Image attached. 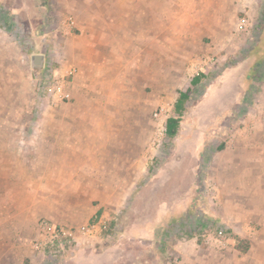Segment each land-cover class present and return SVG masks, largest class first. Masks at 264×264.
Returning <instances> with one entry per match:
<instances>
[{
  "label": "rangeland",
  "instance_id": "1",
  "mask_svg": "<svg viewBox=\"0 0 264 264\" xmlns=\"http://www.w3.org/2000/svg\"><path fill=\"white\" fill-rule=\"evenodd\" d=\"M207 1L187 0L181 12L172 13L169 53L151 39L141 45L148 52L138 60L132 51L125 58L114 46L85 38L87 29L75 27V18L87 25L90 14L76 12L72 0H0V72L13 70V107L29 108L26 147L62 148L73 131L89 146L106 136L93 148H117V139H124L122 157L92 158L95 165L103 163L95 168L107 170L92 177L107 175L109 188H78L71 199L75 220L68 223L108 212L107 244L129 242L134 248L126 264H264V138L251 141L244 131L254 114L262 113L264 123V0ZM182 32L186 42L178 44ZM78 45L88 49L83 66L77 63ZM34 54L46 55L41 70L32 67ZM121 66L123 78L117 77ZM200 72L213 78L200 86L179 135L166 141V121L179 93ZM48 78L63 82L71 99L45 96L40 84ZM45 119L52 124L44 125ZM35 175L28 181L36 183ZM196 211L232 234L219 235L213 226L194 237L188 228L176 232ZM42 219L48 218L32 222V248ZM126 235L132 238L126 241ZM72 250H60L56 264H67Z\"/></svg>",
  "mask_w": 264,
  "mask_h": 264
},
{
  "label": "crops",
  "instance_id": "2",
  "mask_svg": "<svg viewBox=\"0 0 264 264\" xmlns=\"http://www.w3.org/2000/svg\"><path fill=\"white\" fill-rule=\"evenodd\" d=\"M186 1L72 0V5L74 3L76 12L90 14L87 18L90 22L87 25L81 17L75 18V27L87 29L85 38H90L96 45H112L116 53L125 58L132 51L134 55L136 54L135 59L139 60L141 52H148V50L143 51V48H140L141 45L148 44L151 39H154L153 42L151 41L152 44L154 43L162 54L166 55L170 52L167 46H172L173 37L167 30L170 28L172 13L181 12L182 5L186 4ZM207 3L210 6L213 3L221 5L223 0H216V2L208 0ZM96 15L100 16V21ZM183 36L182 32L176 38L178 44H183ZM145 39L149 40L145 41ZM100 49L105 53L108 51V48ZM87 50L83 45L77 46L78 65H85L83 59ZM162 54L159 57H165ZM131 65L134 66L133 71L139 72L138 63ZM124 68L121 66L117 70V73H120V75L116 73L117 77L125 76ZM12 72V69L0 72L2 77L0 80V264H51L48 260L43 261L42 259L46 258L32 248L30 241L34 239L37 232V226L32 227V222L37 221L38 218H48L57 223L61 222L60 224L70 225L68 221L75 220L73 200L78 188L92 189L97 186L109 188L107 175L92 177L94 172L107 173V170L102 169L101 166L100 169L95 168L103 163L95 165L92 158L122 157L126 153V148H124L123 138L117 139V148H93L96 142L106 141V136H97L93 139L95 142L90 141L93 144L89 146L88 142L81 140V133L75 134L76 131L72 130L73 136L69 135L68 142L62 148L28 149L26 141L30 122L29 108L21 106L17 109L12 105L13 85L9 79ZM119 82L118 80L116 84ZM262 117V113H258L249 118L244 131L246 136H251V141L260 136L264 138V123L260 120ZM48 121L51 122L45 119L44 125H50ZM77 139H79L78 142ZM131 153L133 152L129 151L128 154ZM30 157H37V160H30ZM34 167V170H29ZM29 172L36 174L37 184L28 181ZM44 172L48 175H43L41 178L40 175ZM120 187H124V184L122 183ZM107 213L101 215L109 218ZM89 221L91 220L84 223ZM29 226L32 231L27 230ZM129 238L132 237L126 235V241H129ZM107 243H104L108 245L106 247L104 244L98 245L99 247L97 245L70 246L74 248L72 250L74 256L67 260V264H126L124 258L127 252L134 249L129 246V242H126L125 246H123L125 242L111 245ZM135 251L144 250L138 247Z\"/></svg>",
  "mask_w": 264,
  "mask_h": 264
},
{
  "label": "built area",
  "instance_id": "3",
  "mask_svg": "<svg viewBox=\"0 0 264 264\" xmlns=\"http://www.w3.org/2000/svg\"><path fill=\"white\" fill-rule=\"evenodd\" d=\"M74 22H72L73 24ZM203 71V68H199ZM41 82L40 89L45 96L55 102L71 99V93L63 82ZM48 82V83H47ZM110 220L105 216L83 224L64 225L49 219H42L38 225L37 237L33 242L34 250L43 255L51 264H56L60 258L59 251L67 246H95L107 243L110 238Z\"/></svg>",
  "mask_w": 264,
  "mask_h": 264
},
{
  "label": "trees",
  "instance_id": "4",
  "mask_svg": "<svg viewBox=\"0 0 264 264\" xmlns=\"http://www.w3.org/2000/svg\"><path fill=\"white\" fill-rule=\"evenodd\" d=\"M212 72H200L197 74L191 81L190 87L186 91H182L179 93V97L174 105L171 116L167 119L165 130H164V139L174 140L180 133L182 123L184 118L188 112V109L192 105V103L196 100V95H198V91L200 86L204 83L205 80L212 79ZM224 146H221L219 150H222ZM190 224L187 225L186 222L182 221L181 228L180 226H176L174 229L176 232H179L182 228H188L187 232L190 233V237H194L196 231L205 230L206 228H210V226L215 227L217 233L219 235H228L232 234V231L228 230L226 226L223 224H218L208 220L204 215L199 213V211L194 212L193 214H189ZM186 221V220H185ZM193 221V224H192ZM213 230V229H211ZM249 250V244H246L245 248L241 251L246 253Z\"/></svg>",
  "mask_w": 264,
  "mask_h": 264
},
{
  "label": "water",
  "instance_id": "5",
  "mask_svg": "<svg viewBox=\"0 0 264 264\" xmlns=\"http://www.w3.org/2000/svg\"><path fill=\"white\" fill-rule=\"evenodd\" d=\"M31 61L33 68L41 70L45 66L46 57L43 54H34Z\"/></svg>",
  "mask_w": 264,
  "mask_h": 264
},
{
  "label": "bare ground",
  "instance_id": "6",
  "mask_svg": "<svg viewBox=\"0 0 264 264\" xmlns=\"http://www.w3.org/2000/svg\"><path fill=\"white\" fill-rule=\"evenodd\" d=\"M124 138H125V140H128V141H130V140H131V137H130V135H127V137H126V136H124Z\"/></svg>",
  "mask_w": 264,
  "mask_h": 264
}]
</instances>
